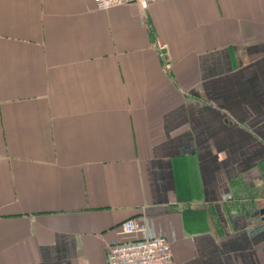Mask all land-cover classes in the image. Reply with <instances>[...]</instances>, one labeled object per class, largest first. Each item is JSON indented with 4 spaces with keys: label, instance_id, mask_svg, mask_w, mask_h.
<instances>
[{
    "label": "crops",
    "instance_id": "obj_1",
    "mask_svg": "<svg viewBox=\"0 0 264 264\" xmlns=\"http://www.w3.org/2000/svg\"><path fill=\"white\" fill-rule=\"evenodd\" d=\"M261 212L264 0H0V264H264Z\"/></svg>",
    "mask_w": 264,
    "mask_h": 264
},
{
    "label": "built area",
    "instance_id": "obj_2",
    "mask_svg": "<svg viewBox=\"0 0 264 264\" xmlns=\"http://www.w3.org/2000/svg\"><path fill=\"white\" fill-rule=\"evenodd\" d=\"M157 0H94L97 8L106 11L114 6L137 3L145 11ZM159 51L163 49L158 45ZM231 199V196H227ZM123 239L108 248L106 264H174L171 246L163 235H146L147 223L144 219H128L120 225Z\"/></svg>",
    "mask_w": 264,
    "mask_h": 264
},
{
    "label": "water",
    "instance_id": "obj_3",
    "mask_svg": "<svg viewBox=\"0 0 264 264\" xmlns=\"http://www.w3.org/2000/svg\"><path fill=\"white\" fill-rule=\"evenodd\" d=\"M262 214L264 213V212H261Z\"/></svg>",
    "mask_w": 264,
    "mask_h": 264
}]
</instances>
